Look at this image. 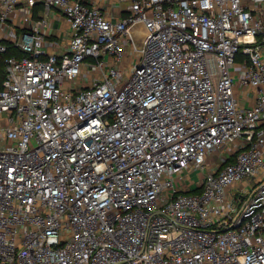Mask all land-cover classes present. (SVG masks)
I'll list each match as a JSON object with an SVG mask.
<instances>
[{
  "label": "built area",
  "instance_id": "1",
  "mask_svg": "<svg viewBox=\"0 0 264 264\" xmlns=\"http://www.w3.org/2000/svg\"><path fill=\"white\" fill-rule=\"evenodd\" d=\"M119 1L0 0V264H264V0Z\"/></svg>",
  "mask_w": 264,
  "mask_h": 264
},
{
  "label": "crops",
  "instance_id": "2",
  "mask_svg": "<svg viewBox=\"0 0 264 264\" xmlns=\"http://www.w3.org/2000/svg\"><path fill=\"white\" fill-rule=\"evenodd\" d=\"M130 4V1L122 0L117 3L115 6L114 19L117 20L120 17L126 16L127 14V5ZM69 24L65 18L56 17L54 21V26L51 34L47 36L49 41L47 49L50 52H58L64 48L65 39L68 36Z\"/></svg>",
  "mask_w": 264,
  "mask_h": 264
},
{
  "label": "trees",
  "instance_id": "3",
  "mask_svg": "<svg viewBox=\"0 0 264 264\" xmlns=\"http://www.w3.org/2000/svg\"><path fill=\"white\" fill-rule=\"evenodd\" d=\"M14 54L20 57L24 56V53L16 49L14 46H9L6 52L0 53V85H2L5 79V76H6L5 59L8 56H11Z\"/></svg>",
  "mask_w": 264,
  "mask_h": 264
},
{
  "label": "rangeland",
  "instance_id": "4",
  "mask_svg": "<svg viewBox=\"0 0 264 264\" xmlns=\"http://www.w3.org/2000/svg\"><path fill=\"white\" fill-rule=\"evenodd\" d=\"M135 53H133V55H134ZM133 55L131 56V57H133ZM195 175H196V173L194 172L193 173V176L195 177ZM238 192H239V188L237 187V188H234L233 189V191H232V193H234V194H238Z\"/></svg>",
  "mask_w": 264,
  "mask_h": 264
}]
</instances>
